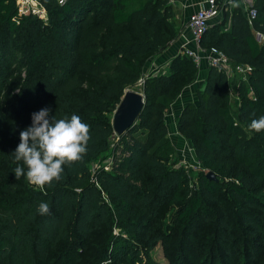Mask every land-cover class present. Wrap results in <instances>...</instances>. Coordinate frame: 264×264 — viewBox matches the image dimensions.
I'll list each match as a JSON object with an SVG mask.
<instances>
[{
  "label": "trees",
  "instance_id": "1",
  "mask_svg": "<svg viewBox=\"0 0 264 264\" xmlns=\"http://www.w3.org/2000/svg\"><path fill=\"white\" fill-rule=\"evenodd\" d=\"M41 2L47 22L0 0V264H162L149 256L157 245L168 264H264V131L249 129L264 116V43L254 35L264 33V0L251 6L252 25L235 5L200 38L203 49L216 47L251 67L236 93L238 117L252 136L237 137L230 80L209 66L196 103L175 120L205 170L191 187L186 169L169 160L174 146L165 121L181 78L193 83L199 71L186 54L171 59L169 74L144 81L141 113L118 138L109 168L90 170L108 150L124 90L177 36L170 0ZM44 108L50 118L78 115L91 139L81 161L40 189L16 179L11 154L25 121ZM41 202L50 214H38Z\"/></svg>",
  "mask_w": 264,
  "mask_h": 264
},
{
  "label": "clouds",
  "instance_id": "2",
  "mask_svg": "<svg viewBox=\"0 0 264 264\" xmlns=\"http://www.w3.org/2000/svg\"><path fill=\"white\" fill-rule=\"evenodd\" d=\"M31 120V126L20 132V143L11 154L17 165L13 172L17 180L24 176L28 184L43 189L62 179L64 165L83 159L91 139L90 125L76 114L50 118L48 108L33 113ZM249 129L264 131V116L253 118ZM37 212L48 215L50 207L41 202Z\"/></svg>",
  "mask_w": 264,
  "mask_h": 264
},
{
  "label": "rangeland",
  "instance_id": "3",
  "mask_svg": "<svg viewBox=\"0 0 264 264\" xmlns=\"http://www.w3.org/2000/svg\"><path fill=\"white\" fill-rule=\"evenodd\" d=\"M169 66H170V62L167 63L165 65V68H163L161 71H157L155 73L152 72L150 77L157 76L160 74H169L170 73ZM148 71H149V69L144 68L141 77L133 86V89L140 92L143 96H145L143 84H144V81L147 78H149V77H147ZM198 77L199 76L197 74V76L195 77L196 79H194L193 83L191 80L192 77L181 78L180 82L178 83L176 91L174 93V97L171 100L172 103L170 102L171 106L168 105L169 107H168V111H167V112L173 114L172 120L174 121V123H175V120L178 116V111L180 110V108L183 105L187 104L188 102H192V101H193L192 103H196V100H197L196 99V92L198 90L197 86L199 85V82H195V81H197ZM24 78H25V71L22 70L19 73V75H17L15 81L11 85L13 92H16L20 88V84L22 83ZM229 80H230V84H231V86H230V94H231L230 116L232 118V122H233L234 126L237 128V131H236L237 137L240 136L242 138H250V136H252V132L248 128H246L244 126V124L241 123V121L238 117V111H237V108H238L237 101L238 100L235 99V97H237L236 87L238 85V82L240 81V77L235 76ZM31 124H32V120H27L24 123L25 127L26 126L30 127ZM168 130H170V127L168 128ZM117 141H118V137L114 133H112L111 137L109 138L108 150L106 151L105 154L101 155V157L98 159L97 162L93 163L90 166V170H91L92 175L94 174V172L96 170L101 168V166L109 168V165H110L111 160H112V149H113V147ZM170 141L174 146V154L171 155L169 160L171 163L173 162V160H177V163L175 165L176 167L182 165L181 161L186 165V167H185L186 171L190 175V187H191L192 183L195 181V177L197 175V172L203 171L204 169L201 166V164L198 162L196 157H194V155L192 154L193 153L192 150L190 151L188 149V147H185L184 140H181V138H179V141H178V140H174V138H172V139H170ZM190 147H191V145H190ZM174 210H175L174 207L167 210V212L163 218V222L165 225L171 223V218H172V215L174 213ZM149 256L153 259L154 262H159L162 264H168V259L165 257L163 250L161 249V247L159 245H157L156 247H154L153 249L150 250ZM194 264H197V263H194Z\"/></svg>",
  "mask_w": 264,
  "mask_h": 264
},
{
  "label": "built area",
  "instance_id": "4",
  "mask_svg": "<svg viewBox=\"0 0 264 264\" xmlns=\"http://www.w3.org/2000/svg\"><path fill=\"white\" fill-rule=\"evenodd\" d=\"M20 15H34L39 19L47 22L48 13L46 7L41 0H15ZM59 5H64L68 0H56ZM172 0L170 3L172 4ZM206 6L199 5L198 9L189 15L187 21V27L191 33V40L195 44V49L182 46L181 54L190 56L199 68L202 60H205L208 66H212L223 72L229 79L239 76L242 80L246 81L247 74L250 72L251 67L246 64L233 63L222 51L216 47H210L208 50L203 49L200 46V38L209 26V21L223 10V0H206ZM249 25H252L257 12L255 9L247 8L245 10ZM255 38L259 44L264 43V33L254 31ZM238 99V98H237ZM169 112L165 116H167ZM171 114V113H170ZM175 124V123H174ZM175 134L184 140L185 147L191 151L194 157H196L194 149L190 147V143L180 135L178 131ZM170 137V134H168ZM197 159V158H196ZM199 162V161H198ZM181 166L184 168L186 165L181 161ZM186 169V168H185Z\"/></svg>",
  "mask_w": 264,
  "mask_h": 264
},
{
  "label": "crops",
  "instance_id": "5",
  "mask_svg": "<svg viewBox=\"0 0 264 264\" xmlns=\"http://www.w3.org/2000/svg\"><path fill=\"white\" fill-rule=\"evenodd\" d=\"M172 7H173V20L175 23L177 36L174 40H172L168 46H166L163 50H161L158 54L152 56L149 58L145 69H149L147 73V77H150L152 72L155 73L157 71H161L163 68H165V65L170 62L172 58L175 56L181 54L182 46L185 45L187 48L195 49V44L191 40V33L189 28L187 27V21L190 14L195 12L199 5L206 6V0H172ZM224 6L223 10L230 12L231 8L235 5L241 6L244 11L247 8H251L253 5L254 0H223ZM246 14V12H245ZM222 11L219 13L218 16L211 19L209 21V26L213 25L215 23H218L221 20ZM229 20H227V24L225 27H228ZM208 64L205 60H202L199 71H198V79L195 82H199V85L197 86V89H199L205 80L206 72L208 68ZM237 99V97H235ZM193 102V101H192ZM188 102V103H192ZM186 105V104H185ZM183 105L180 110L178 111V115L182 108L185 106ZM173 114H168L165 116V121L167 124V127H170V130H168V134H170V139L174 138V140L179 141V137L175 134L177 131L176 125L174 124V121L172 120ZM173 121V122H172ZM170 125V126H169Z\"/></svg>",
  "mask_w": 264,
  "mask_h": 264
},
{
  "label": "water",
  "instance_id": "6",
  "mask_svg": "<svg viewBox=\"0 0 264 264\" xmlns=\"http://www.w3.org/2000/svg\"><path fill=\"white\" fill-rule=\"evenodd\" d=\"M144 105V96L133 88H126L115 108L111 124L113 133L119 138L128 129H130L139 117ZM206 177L210 180L217 181L214 173L208 171Z\"/></svg>",
  "mask_w": 264,
  "mask_h": 264
}]
</instances>
